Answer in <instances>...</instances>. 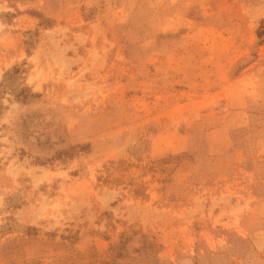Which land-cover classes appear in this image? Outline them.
I'll return each instance as SVG.
<instances>
[{"label":"rangeland","instance_id":"374dc122","mask_svg":"<svg viewBox=\"0 0 264 264\" xmlns=\"http://www.w3.org/2000/svg\"><path fill=\"white\" fill-rule=\"evenodd\" d=\"M0 264H264V0H0Z\"/></svg>","mask_w":264,"mask_h":264}]
</instances>
